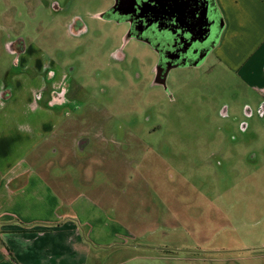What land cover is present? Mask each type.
<instances>
[{
	"label": "rangeland",
	"instance_id": "rangeland-1",
	"mask_svg": "<svg viewBox=\"0 0 264 264\" xmlns=\"http://www.w3.org/2000/svg\"><path fill=\"white\" fill-rule=\"evenodd\" d=\"M111 4L0 0V84L20 77L16 121L34 119L28 89L43 88L40 106L59 100L50 102L59 125L35 145L33 164L66 201L92 204L134 237L121 238L127 247L91 243L90 263L264 264L261 99L213 50L155 84L156 54L102 17ZM20 46L33 58L25 70Z\"/></svg>",
	"mask_w": 264,
	"mask_h": 264
},
{
	"label": "crops",
	"instance_id": "crops-1",
	"mask_svg": "<svg viewBox=\"0 0 264 264\" xmlns=\"http://www.w3.org/2000/svg\"><path fill=\"white\" fill-rule=\"evenodd\" d=\"M215 1L224 20L213 50L217 63L238 77L264 107V0ZM18 49L19 66L28 69L33 62L28 47ZM34 62L41 69L40 60ZM13 77L14 84H0V264H91V243L127 247L121 238H134L130 233L111 229L112 223L92 204L66 201L51 185L48 168L33 164L35 145L59 125L50 109V102L59 100L51 94L48 105L40 106L35 96L43 88L28 89L25 107L34 119L18 122L11 98L12 89L18 92L22 83H18L20 77ZM63 80L62 76L61 80L51 78L49 90L60 91ZM48 116L54 119L52 123L45 120ZM37 160L42 163L45 157L40 154ZM35 210L45 215L35 216Z\"/></svg>",
	"mask_w": 264,
	"mask_h": 264
},
{
	"label": "flooded vegetation",
	"instance_id": "flooded-vegetation-1",
	"mask_svg": "<svg viewBox=\"0 0 264 264\" xmlns=\"http://www.w3.org/2000/svg\"><path fill=\"white\" fill-rule=\"evenodd\" d=\"M153 3L112 0L103 18L127 24L126 39L154 51L155 83L156 78L165 81L172 69L197 68L204 63L219 42L223 21L215 0H182L181 9L164 11L152 8Z\"/></svg>",
	"mask_w": 264,
	"mask_h": 264
},
{
	"label": "water",
	"instance_id": "water-1",
	"mask_svg": "<svg viewBox=\"0 0 264 264\" xmlns=\"http://www.w3.org/2000/svg\"><path fill=\"white\" fill-rule=\"evenodd\" d=\"M181 1L182 0H150V2H154L152 4V8H159L161 11L166 10V8L171 10L172 7H176L177 9H181V6H182ZM102 17H104V15ZM217 43H218V41H217ZM155 83L163 85L165 83V81L164 80L160 81V79L156 78Z\"/></svg>",
	"mask_w": 264,
	"mask_h": 264
}]
</instances>
